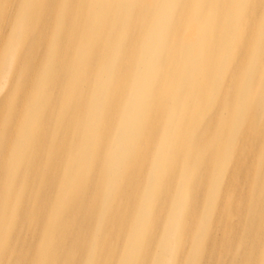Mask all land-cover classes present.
Returning a JSON list of instances; mask_svg holds the SVG:
<instances>
[{
	"label": "rangeland",
	"instance_id": "rangeland-1",
	"mask_svg": "<svg viewBox=\"0 0 264 264\" xmlns=\"http://www.w3.org/2000/svg\"><path fill=\"white\" fill-rule=\"evenodd\" d=\"M22 1L0 0V71L8 68L0 81V264H263L264 223L257 233L250 216L254 190L264 181V172L258 175L264 133H258V145L241 141L244 126L230 130L226 119L232 112L220 111L218 94L198 117L192 110L196 94L183 103L173 93L154 92L143 107L129 89L125 118L144 127L124 139L116 167L117 124L125 121L120 107L119 115L109 113L114 118L100 125L89 84H49L43 99L31 75H18L21 56L15 63L8 58ZM47 41L42 39L38 54ZM110 85L93 89L108 91ZM190 86L175 88L186 92ZM126 90L119 88V95ZM34 100L46 104L40 112ZM160 102L177 103L185 115L170 114ZM152 107L155 114H147ZM224 151H230L226 168L238 166L232 162L235 154L240 164L246 161L247 172L221 176L224 167L215 165ZM186 163L189 174L182 171ZM185 189L191 196L185 223H166Z\"/></svg>",
	"mask_w": 264,
	"mask_h": 264
},
{
	"label": "bare ground",
	"instance_id": "bare-ground-1",
	"mask_svg": "<svg viewBox=\"0 0 264 264\" xmlns=\"http://www.w3.org/2000/svg\"><path fill=\"white\" fill-rule=\"evenodd\" d=\"M48 38L44 52L38 54L42 39ZM10 39L7 56L13 63L21 56L23 66L18 75L22 71L31 75L32 85L40 86L37 97L44 99L49 84H89L91 97L96 96L94 107L100 125L104 124L102 119L114 118L109 113L117 116L122 111L120 116L125 121L117 124L120 139L115 151L116 167H120L123 158L124 139L130 141V132H138L136 137L144 127V122L130 124L131 117L125 118L124 94L129 89L143 107L154 92L173 93V98L179 97L183 103L196 94L192 110L198 117L204 116V107L209 111L218 94L220 111L232 112L226 119L230 130L244 126L241 141L261 143L258 133H264V0H23ZM4 67L0 81L8 72ZM102 83L111 84L108 91L104 87L93 89V85ZM182 83L191 85L186 92L175 88ZM79 87L76 96L82 91ZM119 88H127L122 96ZM34 103L23 115L31 112ZM159 104L162 108L167 105L170 114L178 118L185 115L177 103ZM42 105L46 104L35 103V110L40 112ZM152 109L147 114H155ZM259 120L262 125L255 131L252 127L258 126ZM229 154L224 151L223 159L216 165L214 160L215 166L224 167L221 176L223 173L233 178L247 172L246 161L243 159L240 164L241 159L235 154L232 162L238 166L226 168ZM77 158L73 156L72 160ZM261 160L264 153L261 157L259 153ZM187 164L182 165L185 174H189ZM218 171L214 168V179ZM262 172L264 166H259L258 175ZM69 196V191L62 195L64 200ZM179 198L166 223H185L183 211L190 207L191 196L186 195L185 189ZM154 200L155 196L149 205ZM251 213L250 220L259 233L264 223V181L254 190ZM133 218L136 223L138 214Z\"/></svg>",
	"mask_w": 264,
	"mask_h": 264
}]
</instances>
